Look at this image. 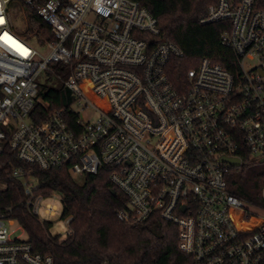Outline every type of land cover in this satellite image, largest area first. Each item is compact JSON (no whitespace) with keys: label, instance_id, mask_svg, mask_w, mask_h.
<instances>
[{"label":"built area","instance_id":"1","mask_svg":"<svg viewBox=\"0 0 264 264\" xmlns=\"http://www.w3.org/2000/svg\"><path fill=\"white\" fill-rule=\"evenodd\" d=\"M29 13L46 29L35 30L39 47L21 33ZM213 22L230 23L222 43L238 74L204 58L177 88L169 72L184 53L159 40L158 20L136 1L0 0V179L13 163L9 148L30 167L10 175L22 180L32 216L53 225L42 214L58 211L48 202L58 195L40 190L33 166L73 176L106 169L128 197L120 220L159 214L178 226L180 250L195 264H264V187L262 204L248 205L227 182L243 151L264 158V0H217L202 20ZM53 64L68 70L73 115L38 121L39 79ZM64 221L73 235L71 218ZM15 223L0 209V264H54L14 237Z\"/></svg>","mask_w":264,"mask_h":264},{"label":"trees","instance_id":"2","mask_svg":"<svg viewBox=\"0 0 264 264\" xmlns=\"http://www.w3.org/2000/svg\"><path fill=\"white\" fill-rule=\"evenodd\" d=\"M146 8L159 22L160 41L178 45L184 57L174 59L170 70L171 81L181 88L187 81L189 70L196 69L204 58L219 64L237 75L238 59L229 46L222 43V35L230 30L229 22L202 23L208 9L217 0H133ZM38 19L29 13L27 35H36ZM67 68L53 64L46 72L47 82L39 79V91L33 111L38 121L65 110L73 115L75 103L72 92L66 87ZM55 82L52 83L51 80ZM48 105V108H46ZM6 163L0 179V209L7 212L26 232L35 252L51 256L54 264H195L192 257L180 250L179 228L159 214L144 222L126 223L118 212L128 207V197L111 181L110 173L102 169L98 174L83 176L78 183L69 169L32 167V176L47 196L60 197L63 220L71 218L73 235L62 240L50 234L51 223H42L30 214L25 204L23 182L11 177L13 168L26 167L17 161L9 148H5ZM244 163L240 169L227 174L229 191L248 205L262 204L261 189L264 172L250 171L253 157L243 151ZM255 224V222H253Z\"/></svg>","mask_w":264,"mask_h":264},{"label":"rangeland","instance_id":"3","mask_svg":"<svg viewBox=\"0 0 264 264\" xmlns=\"http://www.w3.org/2000/svg\"><path fill=\"white\" fill-rule=\"evenodd\" d=\"M34 28L37 31H39V29H42L44 31L46 30L43 25H38V24L35 25ZM31 40L34 41L33 39ZM35 41L37 42L38 40L35 39ZM37 46L39 47V45ZM48 79L49 78L47 74L43 73L40 80L45 83L47 82ZM51 82L54 83L55 80L52 79ZM253 162L255 164L251 166L250 171L264 172V163H260L258 157H254ZM74 177L78 183H83L84 181L83 176H74ZM48 202H52L57 206L58 208L57 214L54 217H47L44 214H42V218L47 219L53 223V227L50 230V234L52 236L54 237L59 236L62 240H65L67 238L68 227L62 218L63 207L60 197L56 196L55 198L49 200ZM11 230L15 232L14 237H22L23 239L27 237L26 233H24L23 230H21L20 224L18 222L11 227Z\"/></svg>","mask_w":264,"mask_h":264},{"label":"bare ground","instance_id":"4","mask_svg":"<svg viewBox=\"0 0 264 264\" xmlns=\"http://www.w3.org/2000/svg\"><path fill=\"white\" fill-rule=\"evenodd\" d=\"M13 13L15 14V10L13 11ZM26 19L24 20V24H21L22 25V34H24V35H27V33H26V28L28 27V21H29V14H26V17H25ZM33 40H34V42H36L35 41V39L36 40H38L37 42H36V45H39V43H41V41H39L40 39L39 38H36V37H34V38H32ZM40 46V45H39Z\"/></svg>","mask_w":264,"mask_h":264},{"label":"water","instance_id":"5","mask_svg":"<svg viewBox=\"0 0 264 264\" xmlns=\"http://www.w3.org/2000/svg\"><path fill=\"white\" fill-rule=\"evenodd\" d=\"M225 162H228L229 164H231L232 166H239L240 165V161L238 159L233 160V159H227L224 158L223 159ZM260 163H264V158L260 160Z\"/></svg>","mask_w":264,"mask_h":264},{"label":"snow or ice","instance_id":"6","mask_svg":"<svg viewBox=\"0 0 264 264\" xmlns=\"http://www.w3.org/2000/svg\"><path fill=\"white\" fill-rule=\"evenodd\" d=\"M5 35H6V34H5ZM0 38H2V37H0ZM8 41H9L12 45L19 47V46L16 44V42H15L14 40H12L11 37H8Z\"/></svg>","mask_w":264,"mask_h":264}]
</instances>
